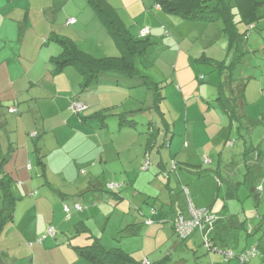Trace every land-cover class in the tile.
Here are the masks:
<instances>
[{"label":"crops","instance_id":"obj_1","mask_svg":"<svg viewBox=\"0 0 264 264\" xmlns=\"http://www.w3.org/2000/svg\"><path fill=\"white\" fill-rule=\"evenodd\" d=\"M109 1L134 36L148 37L155 46L158 41L168 40L164 47L176 55V71L180 59L190 62L194 58V64H204L207 59L223 60L227 64L229 59L239 57L237 44L241 49L248 47V52L254 50L250 49L253 42L263 45L260 38L250 43L252 35L245 36V26L257 28L258 24H245L238 13L235 20L241 35L235 43L220 21L182 18L167 12L157 0ZM71 18L76 22L70 23ZM142 29L149 33L142 34ZM61 36L72 38L79 48L96 57L119 55L114 40L87 0H0V179L6 181L0 182V264H90L79 247L91 244L88 240L92 237L103 245L107 238L106 243L113 245L109 248L120 249L131 261L142 264L165 257L166 264H186V258L177 252L184 243L194 253L201 244L207 248L210 254L204 264H238V257L226 260L223 252L233 251L238 256L257 247L263 218L258 211L252 212L250 216L257 220L249 223L243 214L245 208L236 211L231 206L230 211L227 205L218 206L211 202V190L202 188L199 182L201 177L212 175L222 185L218 175L225 163L239 172L247 169L248 174L263 165L264 72L258 77L243 76L238 83L234 73L228 74L232 84L227 90L223 87L224 93L238 98L240 127L217 102L201 103L206 97L202 98L199 87L198 92L188 94L191 104L174 106L180 114L185 113L182 126L177 128V122H171L161 108L167 94L164 96L160 90L162 98L155 103L154 90L150 89L151 109L160 119L158 125L152 117L147 123L150 127L142 143L146 157L142 168L146 171L121 167L122 186L115 182L119 178L108 163L113 151L118 156L122 153L114 144L128 141V149L134 148L138 122L133 119V110L118 113L120 137L107 139L105 112L117 105L118 95L127 93L131 98L132 91L127 89L141 84L134 78L108 72L85 87L83 76L75 68H60L57 63L56 57L62 51L57 38ZM140 58L137 67L139 60L142 63ZM176 71L162 78V83L170 84L165 79L175 75L178 88L174 86L170 92L183 100L187 95ZM212 78L214 82L222 80ZM107 90L115 95L113 101L105 100ZM75 102L82 103L84 109L74 112ZM11 106L18 111L11 113ZM201 127L207 130L204 135ZM234 127L239 145L236 139L228 145ZM165 148L168 153L163 152ZM196 166L201 168L194 169ZM204 166L212 172L206 174ZM107 177L112 179L102 184L100 180ZM95 180L101 194L89 195L88 185ZM111 183L120 185L118 193L111 192L113 200L103 191ZM239 188L229 185L226 199H240ZM97 199L101 202L94 204ZM75 203L82 208L76 209ZM65 205L71 208L70 213L65 212ZM191 205L211 209L215 219L179 242L173 220L179 214L189 218ZM109 226L112 232L107 235ZM49 228L54 229V235L48 233ZM239 230L244 233L238 235ZM245 234L258 236L249 248ZM242 240L246 244L236 252ZM258 255L264 263L263 254ZM194 256L197 259L198 254Z\"/></svg>","mask_w":264,"mask_h":264},{"label":"rangeland","instance_id":"obj_2","mask_svg":"<svg viewBox=\"0 0 264 264\" xmlns=\"http://www.w3.org/2000/svg\"><path fill=\"white\" fill-rule=\"evenodd\" d=\"M208 3H210L211 5H214L216 1L214 0H207ZM262 13H264V7L261 8ZM258 24L257 28H251V26H245L246 29V33L245 36H247L248 34L252 35V38L250 39V43L252 41H254L257 38H260V40L263 42V45L260 44V46H258L255 42H253V47H251L250 49H254V50H250V52L247 51L246 48L241 49V53L238 52V58L237 61H235L234 59L232 60L229 59L228 63L224 64V68L226 69V73H222L220 74V72L213 70L212 66H210L209 61L208 62H204L201 63L199 62L198 64H194L196 61L194 60V58H192V61L187 62V60L183 59L179 61L178 67H177V71L175 69L174 66H176V55L171 53V51L168 49H165L164 46H166L168 40H165L161 43V41H158V43H156L158 46H155L153 44V47L149 50L154 52L152 54H150L149 52L147 54H145L143 57H141L140 59H142V63H138V68H139V73L141 75H147L151 78V80H153L154 82L158 83L160 82L159 86L161 87V92L163 90L164 96L165 94H167V97L162 101V104H164V107H161L162 110L165 112V114L167 115V118L171 121L177 122V128H180L182 126V121L184 118L185 113H179L177 108H175L174 106L177 104H181V103H185L186 106H188L189 104L192 103V101L190 100V98L188 97V94L193 92L194 90H197L198 92V88L201 87L202 88V98H205V100L201 101V103L206 104L210 103V104H214L216 102V97L218 96V89H219V83L222 82V87L229 88L231 86V81L227 80V77L230 76L231 72L234 73V77L237 79L236 83H238L239 78L243 77V76H248V78H250L251 76H256L258 77L259 75H262V72H264V54L262 52V47H264V21H257L256 22ZM241 29L244 28V25H240ZM172 42V39L170 40ZM246 41V40H245ZM153 43H155L154 41H152ZM165 42V43H164ZM261 42V43H262ZM258 47H256V45ZM262 46V47H261ZM197 48L199 47V44H197L196 46ZM178 51V48L176 47L175 52ZM164 52V56H162V53ZM147 55V56H146ZM167 55H169V58H167ZM173 56V57H172ZM145 57V58H144ZM158 61V63H154L155 61ZM263 60V61H262ZM203 61V60H202ZM223 61V60H222ZM172 64V66H171ZM193 66V67H191ZM168 70V71H167ZM178 73V76L181 78V84H183L184 86V93L185 95H187L183 100H179L178 96L172 95L171 89L175 86L177 87V81L175 79V75H173V77L171 79H165L168 80L170 82V84L166 83L163 84L162 83V78H166L167 76H169L171 73L175 72ZM229 74V76H228ZM205 77V79H204ZM212 77H216V78H221L222 80L220 81V79H218L217 82L213 81ZM116 80V79H115ZM138 79L134 78V81H137ZM121 82L125 83L123 80H121ZM255 82L254 80H251V83ZM108 83V82H107ZM126 84V83H125ZM165 85V87H164ZM167 85V87H166ZM236 86V84H234ZM122 86V85H121ZM127 86V85H126ZM217 86V88H216ZM234 86L235 90L236 87ZM123 87V86H122ZM252 89V86H250ZM178 88V87H177ZM127 90H131L132 94H131V98H129V94H127L125 92V90H122L124 93H126V95L124 96H117V102L114 107H111L110 109L106 110L105 114H106V135H107V139L112 137L117 139L118 137H120V130L121 127L119 126V115L118 113H123L121 115H124V112L126 111H130L133 110L134 112H132V116L133 119L136 120L138 122L137 127L134 129L136 131V133L134 134L136 136V144H132V146L134 147L133 149H128L129 148V144L128 141H124V143L119 144L116 143L114 144L115 148L118 149V151H121L122 153L120 154V156H118L114 151L112 153V158L110 159L108 164H112L114 170L117 173V176L119 178V181H115V182H119L120 184H122L121 182L123 181L124 176H122L120 173V168H137V172H138V168L140 171H146L142 168V165L145 164L146 162V157L144 155V148L142 147V143L143 140H145V136H147V128H149L150 124L148 123V120L150 117H152V119L154 120L153 122H155L156 125L159 124V114L156 112V110L153 108L151 109V105H153V102L151 104V98H152V94H151V90L148 89L147 87H145V85H137L136 87H130ZM227 90V89H226ZM107 95L105 96V100L107 102L113 101L115 98V95L112 94L110 92V90H107ZM110 92V93H108ZM123 97H128L129 99H125ZM166 100V101H165ZM194 105V102H193ZM148 110L150 112H148ZM190 116L193 117V112H190ZM204 116V115H203ZM208 122L210 121V118H207ZM204 124V120L202 121ZM236 127V126H235ZM233 128V134L234 136H232L230 138V142H227L228 145H231V140L236 139V141H238V145H239V140L240 138L238 137V132L236 128ZM202 128V127H201ZM175 130V129H174ZM203 131V135L204 133L207 131L206 128H202ZM122 135L125 136L124 131L122 133ZM145 137V138H144ZM203 140H205V137H202ZM262 141V140H261ZM134 142V141H133ZM223 144H225L223 142ZM264 146V143L262 145V147ZM229 147V146H228ZM225 149H227L225 147ZM142 151V152H141ZM167 151V152H166ZM231 151V150H229ZM156 152V151H155ZM154 153V156H156V153ZM164 153H168V150L165 148ZM143 153V154H142ZM210 153V152H209ZM229 152H225V156L228 155ZM115 161V162H114ZM114 162V163H112ZM204 162V160H203ZM206 162V161H205ZM263 162V167L261 168L260 166H258L256 169L253 168L251 169V172L254 170L253 174H248L247 169L244 172H239L237 170L234 169V167L229 164L225 166L221 167V174L218 175L222 178V185H219V182L217 180V178L215 176H203L200 179V185L202 188L207 187L209 190H211L212 192V196L213 199L211 202L215 201L217 202L218 206H225L227 205L230 209V211L233 210H242L243 208L246 209V212L243 213L244 215L248 216L247 221H249V223H253L255 222L257 219H252L253 217L250 216V214L252 212H259L260 216L263 217L264 216V161ZM206 165V164H205ZM216 166V165H215ZM194 169H199L201 167H193ZM206 168L208 171H206V174H210V172H212L210 169V167H203ZM194 169H191L192 171H194ZM204 170V169H202ZM153 171V169H152ZM196 172V171H195ZM185 173L184 171H182V174ZM193 174V173H190ZM216 174V173H215ZM189 175V174H188ZM194 175V174H193ZM190 176V175H189ZM193 177V176H190ZM195 178V177H194ZM112 179V177H107V178H103L101 181L102 184L106 185L107 182H109ZM162 180V178H160ZM175 179V178H174ZM195 179H199V178H195ZM87 181H90V176L88 177ZM175 180H173L174 182ZM183 185V184H182ZM181 185V186H182ZM229 185H232V187L234 186V188L236 189V186H239L240 188L238 189V194L240 195V199H235L234 201H230L228 199H226L227 196V189L229 188ZM123 186V184H122ZM106 188V186H105ZM125 188V187H124ZM220 190V191H219ZM101 186L98 185V183H96L95 181L90 182V184L88 185V191L87 194L89 195H97V194H101ZM103 191L108 194V197L111 198L112 200L114 199L111 191L107 190V189H103ZM123 191V190H122ZM254 192V193H253ZM77 195V194H76ZM101 200L97 199L95 203H100ZM232 202V203H231ZM232 206V208H231ZM212 212V211H211ZM244 216H240V218L242 219ZM108 218V217H107ZM107 218L105 219V222H107ZM169 224V223H168ZM255 224V223H254ZM112 225V223H111ZM107 235L110 234L112 232V229L109 227H107ZM240 232H243L242 230H239L238 235ZM244 233V232H243ZM243 236V235H242ZM176 239L178 238L179 242H180V238L177 236L175 237ZM245 238H247L248 241V246L247 248L251 247V245L253 246L254 243L257 242V238L258 236L256 235H252V236H247L245 234ZM172 241L174 239L171 238ZM233 239V238H230ZM161 241V239H159ZM235 240V239H234ZM91 244L94 243L96 241L95 238H90L88 240ZM107 238H105L104 241V245L107 247H111L113 246L110 243H106ZM182 241V240H181ZM236 241V240H235ZM184 242V241H183ZM108 244V245H107ZM246 241L242 240L239 241V244L237 245L238 247H236V252L241 251L243 249V246H245ZM198 248V252H196L198 254L197 259L196 256H194L196 253H194V251H192L191 249H188L187 246L182 245L180 247H178V253H180V256H183L186 258L185 262L186 264H194L195 262H198L199 264H204V262L206 261V259L209 256V252L207 251V248L204 247V245H200L197 247ZM233 252V251H232ZM175 255L174 258H177L178 256ZM238 254V253H237ZM196 259V261H195ZM238 259V264L240 263L239 258ZM203 260V261H202ZM233 261H237V260H233ZM207 262V261H206ZM205 262V263H206ZM246 264H264L263 260H262V256L261 255H256L254 257H252Z\"/></svg>","mask_w":264,"mask_h":264},{"label":"trees","instance_id":"obj_3","mask_svg":"<svg viewBox=\"0 0 264 264\" xmlns=\"http://www.w3.org/2000/svg\"><path fill=\"white\" fill-rule=\"evenodd\" d=\"M12 1V0H8ZM88 4L94 10L102 24L105 26L108 34L112 37L119 50V55L96 57L88 53L77 45L76 41L68 36L58 37V42L62 46L61 53L56 57L60 68L73 67L84 78V86H88L99 77L108 72L123 74L127 77L138 78L141 85H145L148 89L154 90L155 103L161 100V92L159 84L151 80L147 75H140L137 60L146 54L153 43L148 37L134 36L118 10L111 4L109 0H87ZM159 5L167 12L178 15L182 18L194 20L203 19L206 21H220L223 24L224 31L231 37L235 43L239 39L241 33L238 31L236 14L240 16L245 24H257V21L264 19V13L261 8L264 7V0H215V4L211 5L207 0H157ZM237 9L238 11L236 12ZM234 43V44H235ZM237 44L236 51L241 53V48ZM239 59L236 57L234 60ZM208 64L213 70L220 73L224 68L225 62L207 59ZM224 63V64H223ZM218 96L216 102L227 115L237 123L240 117L237 113L238 103L236 95L228 96L224 93L222 82L219 83ZM133 121V119H132ZM236 125V124H235ZM203 174V173H201ZM1 178L0 182L6 183ZM108 189V188H107ZM109 190V189H108ZM112 193L117 191L109 190ZM11 202V198H9ZM207 210H210L207 208ZM177 217V216H176ZM173 220V226L174 221ZM262 237L259 240L257 248L264 256V217H262ZM1 227V218H0ZM44 238V237H42ZM80 253L90 264H142L137 261H131L130 256L120 249H114L104 246L99 241L79 247ZM167 257L150 262L148 264H166ZM166 262V263H164Z\"/></svg>","mask_w":264,"mask_h":264},{"label":"built area","instance_id":"obj_4","mask_svg":"<svg viewBox=\"0 0 264 264\" xmlns=\"http://www.w3.org/2000/svg\"><path fill=\"white\" fill-rule=\"evenodd\" d=\"M69 22L75 23L76 19L71 18L69 19ZM141 32L142 34L146 35L149 33V30L142 29ZM72 109L74 110V112H80L82 111V109H84V105L80 102H75L72 105ZM9 111L11 113H15L18 111V108L16 106H11L9 107ZM107 188L112 191H117L120 189V185L116 183H111L107 186ZM74 206L78 210L82 208L79 203H75ZM64 210L65 212L70 213L71 208L68 205H65ZM214 219H215V216L210 210L199 209L191 205L189 218L185 217L183 214H179L174 221V229L180 239H187L196 230L203 229L207 223H212ZM48 233L51 235H54L55 231L53 228H49ZM223 253L226 257V260H231V259L238 257L242 264V263L247 262L251 257L258 255L260 251L257 247H252L238 256L231 251H224Z\"/></svg>","mask_w":264,"mask_h":264}]
</instances>
